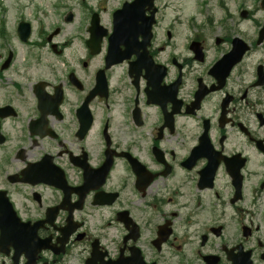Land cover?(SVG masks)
I'll use <instances>...</instances> for the list:
<instances>
[{"label":"flooded vegetation","instance_id":"obj_1","mask_svg":"<svg viewBox=\"0 0 264 264\" xmlns=\"http://www.w3.org/2000/svg\"><path fill=\"white\" fill-rule=\"evenodd\" d=\"M105 2L0 6V264H264V9Z\"/></svg>","mask_w":264,"mask_h":264},{"label":"rangeland","instance_id":"obj_2","mask_svg":"<svg viewBox=\"0 0 264 264\" xmlns=\"http://www.w3.org/2000/svg\"><path fill=\"white\" fill-rule=\"evenodd\" d=\"M104 0H86L82 2L80 0H64L67 3L69 10L71 9L74 16L83 15L82 7L85 3L96 7ZM106 1V0H105ZM166 7L163 9L165 20L164 24L172 23L177 20L182 25L189 24L187 21L191 18V15H197V13L213 12L214 16L220 18L225 12H232L241 10L243 8L255 10L260 6L261 0H164ZM58 3L56 0H0V5L3 8L12 10L8 13H18L21 11V7H26L25 11H36L37 9L47 10L52 8L53 4ZM13 4V5H11ZM52 5V6H51ZM107 7L110 5L109 0L103 4ZM261 13H258L260 15ZM102 21L104 24L109 23L111 15L109 7L105 12H101ZM201 21L200 19H198ZM204 22V21H202ZM177 24V23H176ZM72 31L77 29L75 24H71Z\"/></svg>","mask_w":264,"mask_h":264},{"label":"water","instance_id":"obj_3","mask_svg":"<svg viewBox=\"0 0 264 264\" xmlns=\"http://www.w3.org/2000/svg\"><path fill=\"white\" fill-rule=\"evenodd\" d=\"M123 12V11H122ZM122 12H120V13H122ZM119 15V13L117 14V15H115V18H117V16ZM120 20V19H119ZM132 20H133V17L132 16H129L128 15V17L126 18V19H124L123 21L121 20V22L122 23H119V25H124V26H126V27H130V25L132 24ZM121 25V26H122Z\"/></svg>","mask_w":264,"mask_h":264}]
</instances>
